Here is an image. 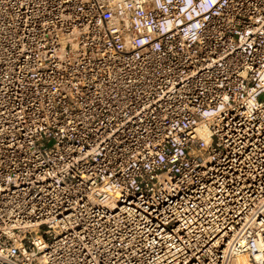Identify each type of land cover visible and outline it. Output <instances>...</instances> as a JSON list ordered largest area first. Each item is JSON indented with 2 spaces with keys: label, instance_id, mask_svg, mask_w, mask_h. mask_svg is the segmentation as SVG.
Returning a JSON list of instances; mask_svg holds the SVG:
<instances>
[{
  "label": "built area",
  "instance_id": "built-area-1",
  "mask_svg": "<svg viewBox=\"0 0 264 264\" xmlns=\"http://www.w3.org/2000/svg\"><path fill=\"white\" fill-rule=\"evenodd\" d=\"M0 264H264V0H0Z\"/></svg>",
  "mask_w": 264,
  "mask_h": 264
}]
</instances>
